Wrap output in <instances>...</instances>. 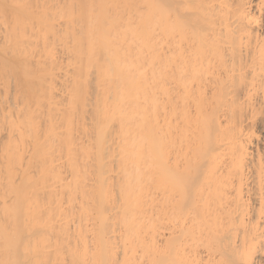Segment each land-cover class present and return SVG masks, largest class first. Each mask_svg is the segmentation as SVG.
Here are the masks:
<instances>
[{
	"label": "bare ground",
	"instance_id": "1",
	"mask_svg": "<svg viewBox=\"0 0 264 264\" xmlns=\"http://www.w3.org/2000/svg\"><path fill=\"white\" fill-rule=\"evenodd\" d=\"M187 241L264 264V0H0V264Z\"/></svg>",
	"mask_w": 264,
	"mask_h": 264
},
{
	"label": "rangeland",
	"instance_id": "2",
	"mask_svg": "<svg viewBox=\"0 0 264 264\" xmlns=\"http://www.w3.org/2000/svg\"><path fill=\"white\" fill-rule=\"evenodd\" d=\"M166 224V225H164V224ZM170 223H172V222H168L167 223V221L166 222H162L161 224H159V225H161V226H158L156 229H155V232H156V234H158V233H160V232H166L167 233V231H169L170 230V228H172V226H171V224ZM164 225V226H163ZM168 226H169V228H168ZM159 228V229H158ZM158 230V231H157ZM158 232V233H157ZM149 244L150 243H147V245L149 246ZM184 244H186V245H184ZM184 244H183V246H182V252H183V254H184V256H186V258L188 257L189 258V260L191 259L192 260V258H193V260L194 261H196V258L198 259V260H200V263L199 264H203L204 262H205V257H207L206 255L208 254L207 252V248H206V246L203 244V243H201L200 241H198V243L197 242H194V244H193V241L191 242V241H189V243H188V241L185 243L184 242ZM193 245H195V246H193ZM186 246V247H185ZM184 247V248H183ZM193 249V250H191V248ZM194 247V248H193ZM204 247V248H203ZM185 250V251H184ZM204 256V257H203ZM187 258V259H188ZM205 260H204V259ZM66 261L65 262H61V263H63V264H67V259H65ZM70 261H71V259H69ZM68 260V261H69ZM35 261V260H34ZM42 260H39V262H41ZM47 260H44V262L43 263H45ZM49 261H50V259H49ZM49 261H47V262H49ZM51 261H56V260H51ZM50 261V262H51ZM72 261H74L73 263H72ZM71 261V263H69V264H75V262H77V261H75V260H72ZM35 262H37V264L39 263L37 260L35 261ZM46 262V263H47ZM49 262V263H50ZM52 263V262H51ZM55 263V262H54ZM56 263H59V261H57ZM60 263V264H61ZM77 264H78V262H77Z\"/></svg>",
	"mask_w": 264,
	"mask_h": 264
}]
</instances>
